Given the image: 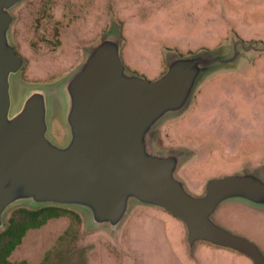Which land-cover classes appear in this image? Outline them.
<instances>
[{"label":"rangeland","instance_id":"1","mask_svg":"<svg viewBox=\"0 0 264 264\" xmlns=\"http://www.w3.org/2000/svg\"><path fill=\"white\" fill-rule=\"evenodd\" d=\"M52 1L54 8L44 21V29L32 28L23 34L26 64L11 76L12 112L21 108L30 90H44L50 136L60 144L66 143L69 128L64 83L83 60L82 48L113 25L121 33L122 56L129 71L149 79L160 76L174 54L188 55L206 49L228 53L237 49L236 59L204 75L187 111L166 118L159 125L156 145L160 149L182 147L188 151L180 173L196 194L203 192L211 177L247 167L264 170V0H105L100 6L97 0L95 4V0ZM78 12L80 17L74 19L72 34L71 17L74 13L77 17ZM69 20L68 29L62 33V46L29 48L40 35L51 37L56 21L66 27ZM24 208L37 207L19 203L10 209L7 220L13 213L23 215L19 210ZM61 208L64 210L59 217L29 229L23 243L9 257L11 261L197 264L181 254L182 249L180 252L173 238L170 243L162 240L163 228L173 229L174 224L183 223L160 207L135 203L116 237L110 236L107 229L91 228L83 210ZM215 218L264 250V209L232 201L222 204ZM90 244L93 250L82 257ZM217 249L202 246L200 264L204 251L212 253L208 264H254L246 255Z\"/></svg>","mask_w":264,"mask_h":264},{"label":"water","instance_id":"2","mask_svg":"<svg viewBox=\"0 0 264 264\" xmlns=\"http://www.w3.org/2000/svg\"><path fill=\"white\" fill-rule=\"evenodd\" d=\"M20 2L0 0V231L13 206L29 203L79 208L91 228L116 237L138 203L181 220L193 256L207 244L264 264V250L255 241L215 218L232 201L264 209V170L247 167L211 177L196 194L180 173L188 151L156 145L159 125L187 111L204 75L232 62L238 50L174 54L166 70L149 79L129 71L113 25L86 48L64 83L69 137L60 144L50 136L44 90H30L21 108L11 110V76L26 64L12 35Z\"/></svg>","mask_w":264,"mask_h":264},{"label":"flooded vegetation","instance_id":"3","mask_svg":"<svg viewBox=\"0 0 264 264\" xmlns=\"http://www.w3.org/2000/svg\"><path fill=\"white\" fill-rule=\"evenodd\" d=\"M89 1V0H88ZM105 0H97V4L100 6L102 2ZM52 0H21L20 4L16 7L15 9V15L16 19L13 25L12 29V35H13V40L16 45L17 52L26 60L24 57V54L22 53V49L24 48L23 42V34L28 31L29 29H34L37 30L39 28L44 29V21H46L50 16H51V11L54 8ZM96 3V0L93 2V4ZM73 6V3H72ZM74 7V6H73ZM88 8V7H87ZM79 12L77 17H75V13L72 15V21H71V33L74 34V26L73 22L74 19L77 18L79 19ZM104 17V15H103ZM68 23H70V20L66 23V27L63 26V23L55 22L53 24L52 28V35L51 37L45 36V35H40L37 37L36 41L31 42L32 45L29 47L30 49L38 50L40 49L39 45H50L53 49L58 46L63 45V38H62V33L64 28L68 29ZM86 27L85 25L83 28ZM45 33V30H44ZM91 44V43H90ZM89 44V45H90ZM85 46L83 49V52L85 54L86 48L89 46ZM81 49V50H82ZM78 65V64H77ZM76 65V66H77ZM74 67V65H73ZM224 142L229 146L230 142L226 140L224 137ZM181 176L186 180V177L184 175ZM187 181V180H186Z\"/></svg>","mask_w":264,"mask_h":264},{"label":"trees","instance_id":"4","mask_svg":"<svg viewBox=\"0 0 264 264\" xmlns=\"http://www.w3.org/2000/svg\"><path fill=\"white\" fill-rule=\"evenodd\" d=\"M63 208L54 205L37 209H20L23 215L13 213L5 229L0 231V264H20L10 260L13 251L19 246L29 229L39 228L51 218L59 217Z\"/></svg>","mask_w":264,"mask_h":264},{"label":"crops","instance_id":"5","mask_svg":"<svg viewBox=\"0 0 264 264\" xmlns=\"http://www.w3.org/2000/svg\"><path fill=\"white\" fill-rule=\"evenodd\" d=\"M136 209L134 210V213H135ZM173 229H170L169 226H166L165 228H163L164 230L161 231V238L162 240L166 241L167 243L171 242L172 238L178 242L177 244V247L178 249L180 250L181 252V249H182V252L181 254L184 255L186 258L187 256L189 258H191L193 261L197 262V264H200V258H199V252L202 248V246H208L210 247L212 250H219L217 248H214L210 245H199L197 248H196V251H195V255H191V253L189 252L188 250V247H187V244H186V240H185V236H186V230H185V227L184 225L182 224L181 226L180 225H175L172 227ZM31 230V229H30ZM29 231V230H28ZM28 233V232H27ZM27 235V234H26ZM23 243V242H22ZM90 247L87 248V249H84V252H83V256L82 257H85L88 255L89 252H91V250H93L92 248L94 246H91V244L89 245ZM212 253H210V251H204V255H205V258L204 260L202 261V264H208L210 261L209 260V255H211ZM193 256V257H192ZM207 257V259H206ZM218 264V263H216Z\"/></svg>","mask_w":264,"mask_h":264}]
</instances>
